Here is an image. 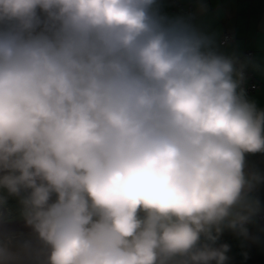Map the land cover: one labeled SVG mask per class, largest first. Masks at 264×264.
<instances>
[{
	"label": "clouds",
	"instance_id": "obj_1",
	"mask_svg": "<svg viewBox=\"0 0 264 264\" xmlns=\"http://www.w3.org/2000/svg\"><path fill=\"white\" fill-rule=\"evenodd\" d=\"M195 7L0 0V264H228L249 238L254 59Z\"/></svg>",
	"mask_w": 264,
	"mask_h": 264
},
{
	"label": "crops",
	"instance_id": "obj_2",
	"mask_svg": "<svg viewBox=\"0 0 264 264\" xmlns=\"http://www.w3.org/2000/svg\"><path fill=\"white\" fill-rule=\"evenodd\" d=\"M178 5L192 6L199 18L203 14L195 7L197 3L204 4L207 15L204 20L214 30L219 31V43L225 33L232 35L228 45L233 50L253 52L254 67L252 72L256 79L264 84V0H176ZM164 11L178 14L169 0H162ZM221 44V43H220ZM222 45V44H221ZM223 47V45H222ZM247 95L256 100L260 107H264V85L253 94ZM249 165L264 173V155L256 154L247 157ZM264 208V185L256 193ZM264 214V211L260 215ZM259 215V216H260ZM256 218V223L249 226V238L241 240L233 233L225 231L221 243L230 245L228 264H264V224ZM244 253L247 255L245 256Z\"/></svg>",
	"mask_w": 264,
	"mask_h": 264
},
{
	"label": "built area",
	"instance_id": "obj_3",
	"mask_svg": "<svg viewBox=\"0 0 264 264\" xmlns=\"http://www.w3.org/2000/svg\"><path fill=\"white\" fill-rule=\"evenodd\" d=\"M169 1L173 4L176 11H178L179 14L181 15H187L188 13H194L192 6L186 7L183 5H178L176 0H169ZM231 39H232V35L229 33H225L222 38V43L227 44ZM246 55L252 58L253 52L248 51ZM245 75L247 77L246 91L248 94L255 93L263 87L262 83L256 79V77L254 76L252 72L246 71ZM260 220L264 224V214L260 215Z\"/></svg>",
	"mask_w": 264,
	"mask_h": 264
},
{
	"label": "rangeland",
	"instance_id": "obj_4",
	"mask_svg": "<svg viewBox=\"0 0 264 264\" xmlns=\"http://www.w3.org/2000/svg\"><path fill=\"white\" fill-rule=\"evenodd\" d=\"M4 227L11 229V230H16V231H25V229H23V226L19 223H13L11 225H6Z\"/></svg>",
	"mask_w": 264,
	"mask_h": 264
},
{
	"label": "trees",
	"instance_id": "obj_5",
	"mask_svg": "<svg viewBox=\"0 0 264 264\" xmlns=\"http://www.w3.org/2000/svg\"><path fill=\"white\" fill-rule=\"evenodd\" d=\"M173 8H174V7H173ZM174 11H175L176 13L179 14V12L176 11L175 8H174ZM179 15H181V14H179ZM222 38H223V36L221 37V42H220V43H221L223 46H227V45L231 42V40H232V39H231L227 44H223V43H222ZM246 53H247V52H246ZM246 53H245V56H247ZM248 57H249V56H248ZM249 58H250V57H249ZM254 76H255V75H254ZM257 80H258V79H257ZM258 81H260V80H258ZM260 82L262 83V85H264L262 81H260ZM251 94H253V93H251ZM259 220H260V216H259ZM260 222H261V220H260ZM261 223H262V222H261ZM262 224H263V223H262Z\"/></svg>",
	"mask_w": 264,
	"mask_h": 264
},
{
	"label": "water",
	"instance_id": "obj_6",
	"mask_svg": "<svg viewBox=\"0 0 264 264\" xmlns=\"http://www.w3.org/2000/svg\"><path fill=\"white\" fill-rule=\"evenodd\" d=\"M20 264H35V262L30 258L23 259Z\"/></svg>",
	"mask_w": 264,
	"mask_h": 264
}]
</instances>
